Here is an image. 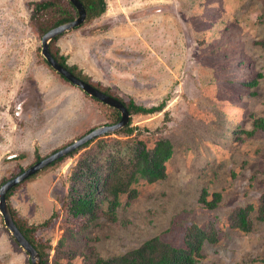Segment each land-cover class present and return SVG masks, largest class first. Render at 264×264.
I'll list each match as a JSON object with an SVG mask.
<instances>
[{
  "label": "rangeland",
  "instance_id": "obj_1",
  "mask_svg": "<svg viewBox=\"0 0 264 264\" xmlns=\"http://www.w3.org/2000/svg\"><path fill=\"white\" fill-rule=\"evenodd\" d=\"M41 1L0 0V186L37 155L104 126L101 106L43 64L44 34L33 19ZM104 1V15L60 35L57 47L68 67L112 96L164 105L131 123L148 146L161 136L171 141L166 178L141 181L137 197L122 196L114 215L104 203L94 218L74 217L68 198L78 182L71 179L85 148L19 184L13 209L32 227L50 220L37 231L50 246L47 264H89L93 253L116 257L155 237L187 248L195 227L216 233V241H203L197 264H264L257 211L250 233L230 226L237 208L257 207L264 193V130L249 135L264 119V0ZM203 190L209 200L221 193L215 209L199 204ZM29 260L0 215V264Z\"/></svg>",
  "mask_w": 264,
  "mask_h": 264
},
{
  "label": "trees",
  "instance_id": "obj_2",
  "mask_svg": "<svg viewBox=\"0 0 264 264\" xmlns=\"http://www.w3.org/2000/svg\"><path fill=\"white\" fill-rule=\"evenodd\" d=\"M79 1L83 4L87 13L84 23L100 18L106 11V3L104 0ZM34 10L36 13L33 14V19L37 20L35 27L41 35L45 34L51 28L74 20L78 14L76 8L68 0H43L41 2H35ZM61 36H57L50 44V51L54 58L76 77L103 91L105 94L111 95L112 92L109 91L108 87L99 85V82H97L98 84L92 83L90 78L76 66L73 68L67 66V57L60 54V50L56 44V41ZM256 43L261 44L262 42L257 41ZM41 59L43 64L48 67L51 72H53L64 83L71 85L68 80L53 70L44 58L41 57ZM255 84L256 81H254L251 86H254ZM83 95L86 98L97 102L101 106L104 121L102 125H113L119 122L121 114L118 110L101 103L84 92ZM113 97L120 100L130 114V120L127 126L116 133L118 136L121 135L122 137H128V140L116 138L108 140L107 137L109 135L95 138L73 153L55 161L50 166L43 169L57 167L68 158H72L80 150L89 148L88 150L90 152L84 154L83 158L77 163V167H79L78 171L73 172V177L71 179L73 183L78 182L76 188L72 184L73 188L71 189L70 198H68L69 212L74 217L83 218L91 216V218H94L99 206L104 203L108 204L109 214H116L117 209L121 205L122 196L125 195L129 199H135V197H137L138 185L141 181L153 184L166 178L165 163L174 155V147L170 140L161 136L155 141L153 146H148L144 141L138 138L139 135L137 134L141 133L140 128H135L131 123V118L134 115H148L161 112L164 109L163 104L146 107L138 105L134 100L126 101L118 96ZM253 126L254 129L249 132V135H253L256 130H264V119L256 118ZM92 130L93 129L87 131L78 137V139ZM135 130L138 131L137 134H135ZM133 134L136 138L131 139L130 137ZM73 142L74 141L69 142L64 147ZM94 146L95 149L99 150L93 151L94 148L92 147ZM64 147H60L53 151L52 154ZM108 149L110 150L107 156L101 158V152ZM84 152H86V150H84ZM43 159L44 158L37 155L36 161L32 165ZM18 170V172L12 174L13 176L5 177L2 180V184L22 173L25 169L18 168ZM43 170L29 177L22 184L38 177ZM20 185L11 189L7 194V201L12 216L22 234L39 253L41 259L40 264H47L50 246L38 237L37 231L40 228L48 227L50 225V220L44 222L41 226L32 227L18 216L17 212L11 205L10 196ZM208 195L207 190H203L199 198V204L209 210H213L220 203L222 195L221 193L215 192L213 193V198L211 200L208 199ZM253 211H257L259 221H264V193L260 196L257 207L253 206V204H248L246 207L237 208L234 211L230 216L231 228L250 233L253 230V219L251 218V213ZM114 220H117V218L114 217ZM215 237L216 233L214 230L212 233L208 234L204 230L195 227L192 234L187 236V248L172 246L171 244L162 241L159 237H155L147 240L138 248L116 257L105 259L98 253H93L89 258V264H197L199 263L198 257L201 255L200 249L203 241L210 240L214 242L216 241ZM28 262L31 264L30 260Z\"/></svg>",
  "mask_w": 264,
  "mask_h": 264
},
{
  "label": "water",
  "instance_id": "obj_3",
  "mask_svg": "<svg viewBox=\"0 0 264 264\" xmlns=\"http://www.w3.org/2000/svg\"><path fill=\"white\" fill-rule=\"evenodd\" d=\"M68 1L72 3L73 6L76 8L78 13L77 17L72 21L51 28L42 36L41 54L43 58L47 61V63L50 65V67L53 70H55L59 75L63 76L73 86L79 88L88 96L95 98L101 103L118 110L121 114V118L119 122L116 124L105 125L95 128L94 130L85 134L80 139L75 140L70 145L61 148L57 152L35 163L31 167L24 170L22 173L18 174L17 176L8 180L7 182H5L3 185L0 186V215L3 218V222L6 229L15 239L17 244L22 248V250L28 254L31 264H40L41 263L40 255L36 251V249L31 245V243L25 238V236L22 234V232L16 225L7 201L8 192L17 185L27 180L29 177L36 174L37 172L50 166L55 161L78 150L81 146L88 143L89 141L104 135L115 134L121 131L123 128L127 126L130 120V114L127 108L125 107V105L120 100L116 99L111 95L105 94L103 91L95 88L91 84L76 77L67 68L61 65V63H59L52 55L50 51V43L52 42V40L61 34L67 33L69 31L74 30L75 28L80 27L85 22L87 17L86 10L83 4L79 0H68Z\"/></svg>",
  "mask_w": 264,
  "mask_h": 264
},
{
  "label": "clouds",
  "instance_id": "obj_4",
  "mask_svg": "<svg viewBox=\"0 0 264 264\" xmlns=\"http://www.w3.org/2000/svg\"><path fill=\"white\" fill-rule=\"evenodd\" d=\"M117 99V98H116ZM94 130V129H93ZM89 133V132H88ZM116 134V133H115ZM109 135H111V134H109ZM105 136V135H104ZM102 137V136H101ZM99 138V137H98ZM26 253V252H25ZM28 255V254H27ZM31 262V261H30Z\"/></svg>",
  "mask_w": 264,
  "mask_h": 264
}]
</instances>
